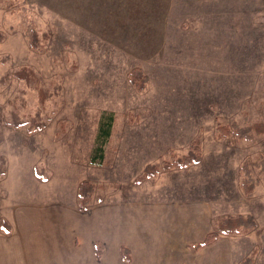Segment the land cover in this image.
<instances>
[{
    "label": "rangeland",
    "instance_id": "obj_1",
    "mask_svg": "<svg viewBox=\"0 0 264 264\" xmlns=\"http://www.w3.org/2000/svg\"><path fill=\"white\" fill-rule=\"evenodd\" d=\"M135 68L141 87L129 79ZM260 120L264 0H0L4 230L9 209L30 202L76 204L64 208L73 214L150 203L158 230L150 224L109 264H264V133H220ZM195 142L198 163L145 177ZM176 205L183 227L204 226L205 238L218 216L256 226L220 234L231 238L221 261L210 244L170 245L161 218Z\"/></svg>",
    "mask_w": 264,
    "mask_h": 264
},
{
    "label": "crops",
    "instance_id": "obj_2",
    "mask_svg": "<svg viewBox=\"0 0 264 264\" xmlns=\"http://www.w3.org/2000/svg\"><path fill=\"white\" fill-rule=\"evenodd\" d=\"M142 204L136 207L109 202L78 214L64 209L74 208L76 204L49 201L19 205L24 206V210L11 207L5 216L13 226L12 231L2 229L0 224V264H109L108 254L120 252L124 244L130 246L135 240H144L145 232L151 230L150 224H153V230H158L154 222L157 223L159 216H151L154 211L150 203ZM182 207L172 206L170 211L173 214L166 212L161 218L171 235L169 243L175 248H182L184 240L187 245L192 240L201 242L207 233L204 226L187 231L191 225L186 222L187 226L183 227ZM56 213L60 215L56 216ZM154 213L157 214L158 210ZM194 222L198 223V219ZM125 236L133 240H124ZM229 237L210 244L214 252L211 255H219L222 261L229 252L225 245L231 241ZM221 240L223 245L217 244Z\"/></svg>",
    "mask_w": 264,
    "mask_h": 264
},
{
    "label": "trees",
    "instance_id": "obj_3",
    "mask_svg": "<svg viewBox=\"0 0 264 264\" xmlns=\"http://www.w3.org/2000/svg\"><path fill=\"white\" fill-rule=\"evenodd\" d=\"M129 79L132 85H134L135 87L136 85H139L138 87H141L144 83L145 76L139 69L135 68L131 71ZM220 133L223 135H234L239 140H249L252 139L255 134L264 133V120L257 121L250 126H243L237 122L234 123L232 127L222 125L220 126ZM200 151L201 149L199 142H195L191 146V149L188 154L175 156L172 158V160L163 161L161 166L155 168L154 171H150V169H148L146 171L145 177H150L152 175L157 174L161 171V168L162 170H168L173 167H185L190 165L191 163H198L201 158ZM244 165V168L246 170V176L242 182L243 188L247 195H251L256 186V180H254L248 173V163L246 162ZM249 226H256V222L253 218L248 220L246 217H244V215L218 216L216 219V229L210 232L204 241L198 243V247H204L206 245L212 244L218 239L220 234H238L241 232L243 227L248 228ZM250 260L252 259L247 258L242 263L252 264V261Z\"/></svg>",
    "mask_w": 264,
    "mask_h": 264
}]
</instances>
